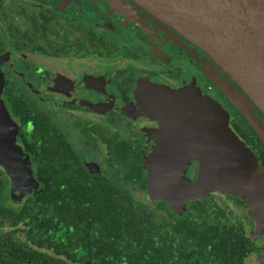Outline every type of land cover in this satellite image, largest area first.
<instances>
[{
	"label": "flooded vegetation",
	"instance_id": "af4514ba",
	"mask_svg": "<svg viewBox=\"0 0 264 264\" xmlns=\"http://www.w3.org/2000/svg\"><path fill=\"white\" fill-rule=\"evenodd\" d=\"M0 56L6 80L2 98L18 125L17 143L29 157L34 179L32 184L27 179L29 192L15 200L12 180L0 169V264H264V215H251L245 200L212 188L182 158L209 193L187 201L180 212L154 198L146 165L157 145L164 144L134 98L141 80L222 106L220 120L264 168L263 139L216 84L207 81L200 88L196 82L209 74L226 87L237 90L236 84L220 78H227L226 73L179 31L136 0H0ZM249 109L264 128L261 111ZM44 141L52 147L50 157H63L69 167L78 163L82 171L45 175L36 167ZM121 159L129 163L120 165ZM72 176L95 183L94 190L105 183L122 205L152 214L160 223L158 245L164 247L159 258H141L133 233L121 232L117 221L111 232L96 225L91 233L89 219L83 217L79 232L69 225L67 232L55 234L53 226L30 216L38 192L59 189L62 183L68 187ZM190 213L195 216L183 217ZM204 219L208 228H237L242 241L223 233L228 241L223 244L235 249L221 248L218 233L200 241L173 232L182 221L198 225ZM40 227L50 233L39 232ZM125 244H131L129 249L118 247Z\"/></svg>",
	"mask_w": 264,
	"mask_h": 264
},
{
	"label": "water",
	"instance_id": "95a60500",
	"mask_svg": "<svg viewBox=\"0 0 264 264\" xmlns=\"http://www.w3.org/2000/svg\"><path fill=\"white\" fill-rule=\"evenodd\" d=\"M136 1L226 73L228 84H236L237 90L210 76L264 141V128L249 109L256 106L264 117V0ZM5 83L0 69V169L12 180V198L19 200L30 190L27 179L31 184L34 179L29 157L23 156L17 143L18 125L2 98ZM134 98L166 145H157L147 160L155 199L180 212L187 201L209 193L182 158L212 188L245 200L251 215H264V168L220 120L218 105L196 101L181 90L147 79L139 82Z\"/></svg>",
	"mask_w": 264,
	"mask_h": 264
},
{
	"label": "trees",
	"instance_id": "16d2710c",
	"mask_svg": "<svg viewBox=\"0 0 264 264\" xmlns=\"http://www.w3.org/2000/svg\"><path fill=\"white\" fill-rule=\"evenodd\" d=\"M42 144L44 155L36 161V167L44 171L45 175H52L55 172L63 173L65 169L82 171L83 168L80 167L78 163L72 164L69 167L68 160L63 157L60 159L50 157V149H52V147L46 141ZM121 153L122 151L119 149L117 154ZM135 160L136 159L131 160L132 162H130V164L136 166L134 172L137 173L138 167ZM126 162L127 164L129 163L124 159L119 160L120 165H126ZM141 175L143 176L142 172ZM87 181L88 179L83 178V176H72L69 180L70 186L68 187L62 183L64 187L60 185L59 189H47L44 192H38L32 199L34 204L30 210V216L39 217L41 219L39 224L43 226H53V232L55 234L67 232L69 225L75 226V231L79 232L80 221H78V219L83 217L89 219L88 224L90 225L89 228H92L91 233H95L96 225L101 227L102 231L111 232L112 223L117 221L118 228L124 229L121 232L126 234L133 233L134 241L136 242L134 247L138 251L140 250V254L138 255H140L141 258H144L145 261L154 258L158 259L160 256V252L158 251L162 250L164 247L160 244L158 245V242L161 240L160 223L156 219L151 218L152 214L146 213L144 209H131L130 207L128 208L127 205H122L114 194V191L108 190L105 183L101 186V189L94 190L92 188L95 186V183L91 185ZM80 186H85L86 189L80 190L78 188ZM45 188L47 187L45 186ZM118 194L120 195L119 192ZM120 200L125 199H122L120 195ZM128 209L133 210V213L131 210L128 212ZM123 211L125 213H123ZM191 216H195V214L190 213L183 217L189 218ZM68 217L75 218L76 221H65V218ZM200 217L204 218L203 216ZM207 223L205 219L198 225L193 223V221H182L180 225H174L175 228L173 232H185L189 235H195L200 241L207 239L209 233H218L219 236L216 237V239L218 240L217 242L220 241L222 243L220 246L221 248H230V245L223 244L224 242L228 243V241L223 238V233L231 234L233 236L232 240L238 238V242L242 241L243 234H241V231L237 228L232 227L231 229L227 228L223 230L224 227L217 224L208 228L209 224ZM87 231L89 230L87 229ZM39 232H44L46 235L50 233L47 229L41 230V227L39 228ZM166 233H170V231L167 230ZM46 239L50 238L47 237ZM124 240L126 243H129L128 239ZM129 245L131 246V244H125L124 246L118 247L129 249Z\"/></svg>",
	"mask_w": 264,
	"mask_h": 264
},
{
	"label": "rangeland",
	"instance_id": "374dc122",
	"mask_svg": "<svg viewBox=\"0 0 264 264\" xmlns=\"http://www.w3.org/2000/svg\"><path fill=\"white\" fill-rule=\"evenodd\" d=\"M206 78V79H205ZM205 78H199L198 81L196 82V85L200 86L201 87H205V84L207 83V81H212L214 84H216V82L213 80L212 76H210L209 74H205ZM222 78L223 80H226L228 82V79L225 77H220ZM229 83V82H228ZM217 85V84H216ZM218 86V85H217ZM215 97H217L218 95L217 94H213ZM210 98V96H208ZM208 98V100H209ZM216 110L222 114L224 111H223V107L221 106H215Z\"/></svg>",
	"mask_w": 264,
	"mask_h": 264
}]
</instances>
